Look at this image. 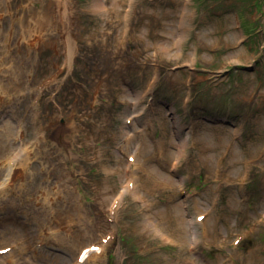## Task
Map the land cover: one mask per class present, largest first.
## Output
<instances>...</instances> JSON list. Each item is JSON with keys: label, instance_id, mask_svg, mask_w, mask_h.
<instances>
[{"label": "rangeland", "instance_id": "obj_1", "mask_svg": "<svg viewBox=\"0 0 264 264\" xmlns=\"http://www.w3.org/2000/svg\"><path fill=\"white\" fill-rule=\"evenodd\" d=\"M62 1L0 0V127L12 130L0 167L12 158L25 168L0 185V262L71 264L102 243V264L174 255L180 264H264V0H66V28ZM108 16L126 55L99 51ZM38 20L44 41L28 49L22 30ZM68 28L76 44L66 62ZM71 120L64 149L50 134ZM29 174L37 180L24 194ZM147 179L156 190H144ZM48 209L69 229L53 227L40 244L39 221L25 212ZM162 219L186 244L144 228Z\"/></svg>", "mask_w": 264, "mask_h": 264}, {"label": "bare ground", "instance_id": "obj_2", "mask_svg": "<svg viewBox=\"0 0 264 264\" xmlns=\"http://www.w3.org/2000/svg\"><path fill=\"white\" fill-rule=\"evenodd\" d=\"M156 1H159V0H156ZM58 5L63 8L64 13H63V17L61 19V23L62 24L65 23V28H66L67 22L70 23L72 20V15H71L69 3L65 0L64 2L63 1L58 2ZM96 5H99L98 0H96ZM39 20L37 21L35 27H33L32 29L22 30L21 38H22L24 45L28 49L31 47L39 46L40 43L44 41V33L41 30H42L43 26L46 25V21L45 20L39 21ZM133 20H134V18L130 17L126 21V25L129 26ZM112 23H114L112 21V17L108 16L103 27L100 29V32L104 33V38H103V42H100L98 45L99 51L102 52V54H104V55H106V54L111 55L112 53H123L124 55H126V53H124V52L128 51L129 47L128 46L126 47V45L124 43L118 42L117 37H114V30L117 31V24L114 23L116 26L112 27ZM147 25H149V24H147ZM36 27H38V30H36ZM72 30H70L69 28L66 30V37H65L66 42L64 43L66 45V47H65V60H66V62H68L71 59L72 54H73V50H74V45L76 44L75 35H74ZM129 36H130V39L132 40L133 34H132V32L130 33V30L128 32V37ZM61 39H62V37H61ZM137 42L138 41L136 40V38H134L133 44H137ZM47 60L51 61L50 58H48ZM30 67H31V69H33V66H30ZM53 78H54V76H53ZM135 98H138V97H135ZM0 101H1V94H0ZM133 110H134V108H133ZM71 118H74V117L71 116ZM52 127L54 129L50 134L51 139L58 146H62L64 149L70 148V146L73 145L74 142L66 140L64 138V133L65 132H72L76 128L74 122L71 120L69 127L65 126L64 124H60V125L54 124ZM44 131H45V129L42 127L37 129L35 136H34V139H35V141H37V144L38 143L43 144V142L46 138ZM11 135H12V130L9 128V126L4 125V126L0 127V158L9 149V146H11L9 143V138L11 137ZM202 137H203L202 143L200 145L199 150L202 153H205L204 151H206V149H208L207 139L205 138L204 133H203ZM17 138L22 140V135H21L20 131H18ZM133 138L139 140L140 146H144L148 142V140L144 139L140 133H135ZM129 145L130 144H128L127 146H129ZM129 147H127L126 149H128ZM195 147H197V146H195ZM141 153H142V150L139 149L137 151V154H136L137 158H139L141 156ZM28 155H29V153L26 152L25 156H23L24 160L27 159ZM8 160H9V162L7 163V165H5L4 167H0V176L2 175L4 170L8 172L6 177H5V181H1L0 185H2L4 183L6 185L12 184L17 176H20L25 172L24 163L15 164V162L12 158H9ZM11 160H13V162H10ZM209 165H211V164L209 162H207V166H209ZM37 169H39V168H35L33 170H37ZM225 171L223 172L221 170L215 169L212 173H215L214 176L217 177V179L219 180L222 176H225ZM27 180H28V182H27V184L25 183V187L23 188L24 194L29 193L33 189V187L35 186L34 182L37 180L36 175L29 174V177H27ZM128 182L129 181L125 182V185H124L125 191L128 190ZM133 189H134V193H135L137 191V188L134 187V188H132V190ZM144 190H146L148 192L152 191V190H156V188L152 185V179L146 180ZM110 201H111V199H110ZM25 215L29 218H33V219H36L39 221L37 224L39 226V229H38V233L36 236V240L40 244L46 242L50 238V236L52 234V231H50V230L53 227L58 226L60 230H63L64 228L69 229V226L67 223L68 221L66 222L63 219H56L55 212L51 209H48V211L47 210L34 211L33 213L25 212ZM112 216H113V214H111V217ZM170 216H171V218H169V220H175L176 219L175 210L171 211ZM52 218L55 219V222L52 221ZM208 221H209L208 218H206V219L203 218L201 224L206 226V225H208ZM164 222H166L165 219H162L159 221V224L161 225V227L159 228V225H156L153 221L148 220L147 223L145 224L144 228L147 229L150 233L158 234L159 236L162 237V239L164 237L170 238L172 240L177 239L179 241H183L184 244H186V240L189 239V237L184 239L185 234L183 235V233L181 231L174 229L172 227V225H170L168 223H164ZM135 229H137V228H135ZM79 232H80V228L74 229L72 232L73 235L70 238V244H69L71 249H75V246H78V242L76 240V235ZM204 234H206V233H204ZM59 240L63 241V242L68 241V239L66 237H59ZM193 245H195V239L193 240ZM96 247H97L96 250L88 251V253L85 255L83 263H81L80 260H78V256L80 255V252L83 249L78 251L79 255L76 254V257L74 258V261L71 262V264H85L91 260L94 261L97 258H100L102 256L105 245L100 243L99 247L98 246H96ZM148 247H149L148 245H145L143 247V249L147 250ZM0 250H2V248H0ZM182 251L184 253L185 251H190V250L188 249V250H182ZM181 260L182 259H180V255L179 256L174 255L173 257H168V258L164 259L161 264H180ZM102 263H103L102 259H97L96 264H102ZM0 264H2V263L0 262Z\"/></svg>", "mask_w": 264, "mask_h": 264}]
</instances>
